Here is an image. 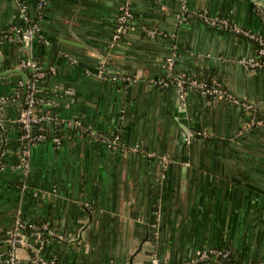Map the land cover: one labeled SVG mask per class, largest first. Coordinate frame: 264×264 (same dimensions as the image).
<instances>
[{
    "label": "crops",
    "instance_id": "obj_1",
    "mask_svg": "<svg viewBox=\"0 0 264 264\" xmlns=\"http://www.w3.org/2000/svg\"><path fill=\"white\" fill-rule=\"evenodd\" d=\"M38 1L0 0V93L16 97L23 76L12 70L28 74L21 61H39L49 72L40 95L63 132L59 143L51 135L32 146L28 196L13 122L23 91L0 104L7 120L0 264H8L18 209L52 226L45 257L54 264H147L153 255L176 264L211 246L248 262L264 259V126L250 125L255 113L264 118V69L239 61L254 57L256 44L181 18L185 1L189 10L264 32L261 1L130 0L136 27L118 41L125 0ZM23 4L36 31L14 42L6 34L25 25ZM172 55L173 71L166 67ZM179 72L216 78L238 101L197 90L181 98L172 82ZM77 123L118 134L121 143L92 138ZM18 256L21 264L31 259L26 247Z\"/></svg>",
    "mask_w": 264,
    "mask_h": 264
},
{
    "label": "built area",
    "instance_id": "obj_2",
    "mask_svg": "<svg viewBox=\"0 0 264 264\" xmlns=\"http://www.w3.org/2000/svg\"><path fill=\"white\" fill-rule=\"evenodd\" d=\"M47 1L48 0H39V7H43L47 3ZM21 9L23 11V16L26 20V23L29 22V24L25 25V27L22 25H15L14 27H12L6 34L7 38L9 39L25 41L36 31V24L32 21V18L28 14V6L23 4ZM190 17L200 20L210 27L229 31L233 30L237 34L253 40L256 44V55L251 58H242L239 61L247 70L256 71L259 69H264V32L249 28L237 27L224 16H212L206 14L203 11L189 10L186 2L184 1L182 5L181 18L187 19ZM135 27L136 23L134 20V12L131 1L125 0L117 17V26L114 34V40H120L122 36L127 34ZM147 33L149 35H155L156 30L147 29ZM175 65V55L169 56L166 59L167 69L173 71ZM21 66L28 70V74H26L27 92L24 99L21 100L23 103L19 115L13 120V122L18 123L21 130V133L19 135V139L22 143V158L20 167L22 170L23 188L26 189L27 187H29L27 180L30 174L32 146L41 139L46 138V127L52 124H58L60 122L53 114V112H51L52 102L42 97L40 95L39 85L34 81H30L29 79L30 72H32L36 77V80L41 81L46 74V70L41 66L39 61L33 59L22 60ZM103 72L104 70L102 71V73ZM172 82H174V84L176 85L181 98L184 97L189 90H197L205 94L214 95L217 98L238 101L237 98L226 88H224L222 83L216 78L208 81L203 77H197L194 75H188L179 72L173 76ZM164 83H166V81H164ZM23 86L24 82L19 85L16 97L0 93V104L18 100L20 95L22 94ZM41 104L43 105V108H41ZM247 106L251 107L250 104H248ZM6 122V118L0 116V150L4 149L3 146L6 140V136L2 132L3 130L7 129ZM36 125H39V127L38 131L34 133L33 128ZM77 125L79 127H82L83 130H85V132L92 138L108 141L111 146L118 147L121 143V138L118 134L110 136L93 128L92 126L83 127L80 123H77ZM250 125L264 126V118L253 116L250 119ZM53 137L57 143L61 141L60 135H55ZM1 154L2 152L0 153V169L4 167V162L1 160ZM27 223L28 227L33 229L30 234L26 232ZM27 223L26 220H24L22 211L18 209L16 213L15 223L9 230L7 235L6 260L8 264H21L20 258L18 256V250L20 247L31 248L32 250H34V262L36 264H54L55 259L42 257V255L40 254L45 247L46 242L48 241L46 237L42 236L40 228H48L49 222H45L39 225L37 223L31 222L30 220H27ZM50 231L51 233H55L53 229ZM229 254V250L211 246L197 251L188 259L176 264H264V259L253 260L248 263H234L230 260ZM147 264L168 263L163 262L159 257L153 255L151 256Z\"/></svg>",
    "mask_w": 264,
    "mask_h": 264
},
{
    "label": "trees",
    "instance_id": "obj_3",
    "mask_svg": "<svg viewBox=\"0 0 264 264\" xmlns=\"http://www.w3.org/2000/svg\"><path fill=\"white\" fill-rule=\"evenodd\" d=\"M32 11H31V9H29V11H28V14H29V16L31 17V18H33V16H32V13H31ZM33 22H34V20H32ZM27 24H29V22H27V23H25V25H27ZM25 25H24V27H25ZM14 42H16V40H13ZM48 75H49V72L46 70V74H45V76L42 78V80L40 81H38V80H36V77L33 75V73L32 72H30V75H29V79H30V81H34L35 83H37L38 85H41V83H43L45 80H47L48 79ZM203 78H205L206 80H208V81H210L211 79H212V77H203ZM41 79V78H40ZM41 108H43V105L41 104ZM52 112V111H51ZM254 116L255 117H261L259 114H254ZM40 125V124H39ZM39 125H36L33 129V132L34 133H36L37 131H38V127H39ZM63 124H61V123H58V124H52V125H50V126H48V127H46V129H45V133H46V138H49V136H55V135H60V136H62V132H63V130H62V128H63V126H62ZM3 132V134L6 136V130H3L2 131ZM21 133V132H20ZM3 148H4V146H3ZM2 160V159H1ZM3 161V160H2ZM4 162V161H3ZM26 191H27V194H28V196H30L31 194H32V190H31V187H27L26 188ZM24 220H26V223H27V218L24 216ZM31 222H34V223H37V224H39V225H41V224H43V223H45V221H44V219L43 218H40V217H35V218H33V219H31L30 220ZM53 228H52V226L49 224L48 225V228H40V232H41V234H42V236L43 237H46L47 239H48V241L46 242V244H45V247L43 248V250H42V252L40 253L41 255H42V257H45V252L47 251V248H48V243L50 242V240H52V238L53 237H55V233H51V231L50 230H52ZM33 231V229H31V228H29L28 227V223H27V227H26V232L28 233V234H30L31 232ZM218 247V246H217ZM220 248H223V247H221L220 246ZM223 249H225V250H229L230 251V254H229V256H230V260L232 261V262H234V263H248V261H244V259H243V257H241V256H239V253H234L232 250H230V249H228V248H223ZM28 250L30 251V255H31V259L29 260V261H27L26 263H24V264H36L35 262H34V258H35V252H34V250H32L31 248H28ZM53 256V255H52ZM55 256V255H54ZM188 259V258H187ZM186 260V259H185Z\"/></svg>",
    "mask_w": 264,
    "mask_h": 264
},
{
    "label": "water",
    "instance_id": "obj_4",
    "mask_svg": "<svg viewBox=\"0 0 264 264\" xmlns=\"http://www.w3.org/2000/svg\"><path fill=\"white\" fill-rule=\"evenodd\" d=\"M257 1H261L260 3L264 5V0H257ZM12 72H19L23 76L24 86H23V94H22V97H21V100H23L25 95H26V92H27V77H26L25 71H24V69H21V68H14L12 70ZM2 151H3V149L0 150V153Z\"/></svg>",
    "mask_w": 264,
    "mask_h": 264
}]
</instances>
